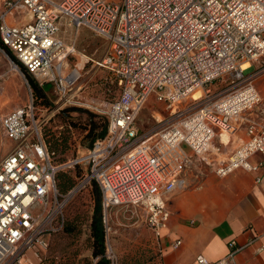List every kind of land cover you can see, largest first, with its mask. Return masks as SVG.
<instances>
[{
  "label": "built area",
  "instance_id": "obj_1",
  "mask_svg": "<svg viewBox=\"0 0 264 264\" xmlns=\"http://www.w3.org/2000/svg\"><path fill=\"white\" fill-rule=\"evenodd\" d=\"M19 12L30 20L10 24ZM62 18L107 41L106 55L95 64L113 75L119 94L96 108L108 121L106 137L57 164L42 133L40 101L26 80L28 104L1 119L4 136L15 146L0 163V264H38L30 253L48 248L50 236L64 229L68 202L92 184L99 187L105 214L143 207L146 224L159 239L171 218L167 197L203 181L198 162L220 178L264 166L250 162L255 155L264 159V124L247 116L263 100L244 76L264 58V0H6L0 54L11 52L40 86L53 85L61 106L82 107L73 95L81 70L68 63L77 51L58 37ZM228 74L232 83L240 81L233 89L196 110L180 109L198 90L211 94L209 86ZM153 96L171 109V120L141 135L137 120ZM242 128L241 144L227 159L213 161L215 139ZM77 167L81 177L64 196L57 177ZM229 247L217 262L199 256L194 264H236L243 247L236 241ZM257 251L264 254V246Z\"/></svg>",
  "mask_w": 264,
  "mask_h": 264
},
{
  "label": "rangeland",
  "instance_id": "obj_2",
  "mask_svg": "<svg viewBox=\"0 0 264 264\" xmlns=\"http://www.w3.org/2000/svg\"><path fill=\"white\" fill-rule=\"evenodd\" d=\"M62 27L66 30L64 36L67 35L70 41L77 38L76 31L72 27H67L64 22ZM76 47V56L69 58L68 62H70V67L77 66L81 70V78L73 90V95L75 94V100L82 102L83 106L63 107L58 104V96L53 85L44 86L49 105L44 104L38 98L40 101L38 117L41 122H44L42 133L47 145V141L52 139L53 134L57 138L64 136L69 138V149L64 153L55 151L54 160L57 164L66 163L78 155L86 153L90 148L92 139L87 138V133L75 128L71 122L84 124L90 120L91 114L96 116V121L105 118L97 114L96 108L105 107L119 94V87L113 75L92 62V60L97 61L106 55L108 44L92 32L81 30ZM15 65L17 63L7 51L6 54H0V117L27 105L30 100V89L26 82L28 79L20 66L14 70ZM253 72V69L248 70L244 76H249ZM233 81L232 74L225 75L209 86L211 94L207 95L203 92V97L196 102L190 97L181 102L180 109L191 106L193 110H196L208 100L221 97L240 83L236 80L235 83H232ZM32 91L34 93L33 89ZM34 95L37 97L35 93ZM42 107L49 110L46 111ZM170 110L166 104L158 103L155 96L151 97L137 120L140 134L155 132L167 125L166 123L171 120L169 118ZM236 147V138H234V143L226 148L232 150ZM81 173L82 170L79 167L75 170L66 169L61 172L66 175V180H73L74 186L79 181ZM208 177L209 174L205 176V181ZM95 185L92 184V187H88L73 197L64 208V228L70 227L72 231L65 232L63 229V231L52 234L47 249L35 250L30 253L34 261L38 264H96V259L92 256L90 240V224L98 199ZM195 188L192 187L188 190ZM99 194H101L100 191ZM173 195L167 197L168 205ZM41 211V207L36 210L37 213ZM103 215L106 218V254L112 264L161 263V241L147 226L143 207H116L108 211L107 214L103 212Z\"/></svg>",
  "mask_w": 264,
  "mask_h": 264
},
{
  "label": "crops",
  "instance_id": "obj_3",
  "mask_svg": "<svg viewBox=\"0 0 264 264\" xmlns=\"http://www.w3.org/2000/svg\"><path fill=\"white\" fill-rule=\"evenodd\" d=\"M5 1L0 0V14ZM29 20L30 16L19 12L9 22L24 25ZM63 22L69 27L66 18L59 20L58 37L67 45L75 46L77 51L81 30H90L72 27L77 38L70 41L67 35L64 36L66 30L62 27ZM252 69L254 72L245 78L253 82L263 102L247 116L250 120L264 124V58L252 64L248 70ZM8 113L0 117V163L15 146L4 136L1 128V119ZM236 133H225L215 139L211 154L213 161L227 159L235 148L229 150L226 147L234 143V138L237 146L241 144L245 129ZM218 148L222 149L220 153ZM263 161L261 155L250 159L253 165ZM197 166L196 171L204 175L201 184L195 189L178 191L170 198L171 218L158 239L161 241L162 253L160 264H194L199 256L217 262L230 253L229 244L232 241L243 247L235 256L236 264H264V254L257 251L264 246V166L255 172L239 169L226 178L218 177L205 162H198ZM207 173L209 177L205 181ZM177 242L181 244L177 245Z\"/></svg>",
  "mask_w": 264,
  "mask_h": 264
},
{
  "label": "trees",
  "instance_id": "obj_4",
  "mask_svg": "<svg viewBox=\"0 0 264 264\" xmlns=\"http://www.w3.org/2000/svg\"><path fill=\"white\" fill-rule=\"evenodd\" d=\"M12 59L21 67L23 73L26 75L30 86L34 90V93L39 99L42 100L44 104L49 105V100L46 97V90L44 87L40 86L28 73L25 67H23L16 58L9 52ZM51 85V84H48ZM47 86V85H46ZM91 118L88 122L84 124H78L71 122L75 128L81 129L82 132L87 133V138H91L90 147L93 146L96 140L104 139L108 133V121L106 118H101L96 121V116L91 114ZM82 125V126H81ZM81 127V128H80ZM51 140H48L49 150L51 152L60 151L64 153L70 148L69 138L64 136L57 138L55 134L51 136ZM58 187L62 195L67 194L74 186L72 179L66 180V175L59 173L57 177ZM95 191L98 192V199L96 200V208L92 216V221L90 224V240L92 248V256L96 259V264H112L111 260L107 257L106 251V228L104 223V215L101 207V194H99V187L95 185ZM65 232H71L70 227L64 228Z\"/></svg>",
  "mask_w": 264,
  "mask_h": 264
},
{
  "label": "bare ground",
  "instance_id": "obj_5",
  "mask_svg": "<svg viewBox=\"0 0 264 264\" xmlns=\"http://www.w3.org/2000/svg\"><path fill=\"white\" fill-rule=\"evenodd\" d=\"M15 67V66H14ZM245 67H248V65H246ZM18 69L17 67H15V70ZM203 97V92L202 90H198L192 97L193 100L199 101L201 98Z\"/></svg>",
  "mask_w": 264,
  "mask_h": 264
}]
</instances>
